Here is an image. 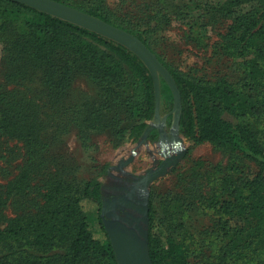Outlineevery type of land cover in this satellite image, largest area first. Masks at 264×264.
<instances>
[{
	"label": "trees",
	"instance_id": "trees-1",
	"mask_svg": "<svg viewBox=\"0 0 264 264\" xmlns=\"http://www.w3.org/2000/svg\"><path fill=\"white\" fill-rule=\"evenodd\" d=\"M56 1L133 34L157 56L180 92L186 140L211 143L259 167L242 177L233 176V167L230 173L214 167L210 176L204 173L205 183L197 161L179 191L160 196L158 215L150 202L152 264H264V0H225L219 7L232 21L214 48L239 60L237 85L164 62L155 47L168 0H121L113 8L107 0ZM178 12L191 31L207 32L203 15L186 5ZM0 47V160L10 141L24 149L18 174L0 184V264H118L102 223V236L91 228L102 184L79 179V166L60 148L71 134L86 156L96 136L114 146L138 141L155 111L149 69L123 45L12 0H0ZM80 78L96 86L94 98H74ZM160 85L161 114L170 113L172 92L162 77ZM156 137L154 130L149 139ZM6 207L14 213L9 219ZM197 213H211L212 220L195 235L188 220ZM157 228L165 231V243Z\"/></svg>",
	"mask_w": 264,
	"mask_h": 264
},
{
	"label": "rangeland",
	"instance_id": "rangeland-1",
	"mask_svg": "<svg viewBox=\"0 0 264 264\" xmlns=\"http://www.w3.org/2000/svg\"><path fill=\"white\" fill-rule=\"evenodd\" d=\"M120 1L107 0V5L113 8ZM129 1L131 3V0ZM132 1L134 2V0ZM147 1L149 0H135L134 4L139 5ZM168 1L170 3L169 8L167 7L168 11L164 9L168 14L167 22L163 25V29L157 32L161 40L155 47L164 62L171 68L190 73L204 80L215 81L225 78L232 85L239 84L242 78L239 60L224 56L214 48V43L218 41L217 34L224 33L232 21L230 17L224 16L219 10L225 0ZM184 5L187 6L189 12L203 15L204 23L208 26L207 32H196V29L191 31L187 21L178 18V11ZM96 94V86L85 78L78 79L74 85V98L76 99H92ZM93 144L89 155L86 156L75 136L71 134L60 151L79 166L77 171L79 179L97 178L101 182L102 195L106 198L116 192L126 190L146 171L157 168L163 160V154L174 157L184 152L174 167L169 168L165 175L151 182L143 191V194L148 196V205L152 202L157 215L161 211L160 196L168 192L179 191L182 184L181 177L183 175L190 176L196 168L197 161L202 163L200 170L205 183H208V179L204 173L210 176L214 167H219L224 173H230V169L233 167L234 177L252 176L259 172L258 165L248 157L226 152L208 142L195 145L185 138L178 146L168 145L163 148L149 141L139 147H136L137 141H126L121 145L114 146L105 135L94 137ZM8 149L7 153L4 151L6 158L0 160V184L3 186L18 174L19 167L23 162L24 149L21 143L10 141ZM130 158L132 161L126 165ZM104 166H107V170L102 173L101 169ZM114 187L122 189L110 190ZM209 189V185H207L205 192L208 193ZM13 215L10 207L4 209L5 219H9ZM191 217V221L188 220V225L190 232L195 235L210 225L212 220L211 213H197ZM100 223H102L100 213L94 212L91 228L95 236H102ZM155 232L165 243V231L162 228H157Z\"/></svg>",
	"mask_w": 264,
	"mask_h": 264
},
{
	"label": "water",
	"instance_id": "water-1",
	"mask_svg": "<svg viewBox=\"0 0 264 264\" xmlns=\"http://www.w3.org/2000/svg\"><path fill=\"white\" fill-rule=\"evenodd\" d=\"M17 3L26 5L30 8L60 18L94 33L102 35L110 40H113L136 54L149 69L154 86L155 111L152 121L148 122L146 128L137 141V146L146 144L149 141V135L153 130L158 133L160 145L168 139L174 138V145L178 146L184 141V137L180 134L179 120L181 112V97L178 87L169 73V71L159 61L157 56L136 36L133 34L113 26L104 20L80 11L74 7L68 6L56 0H12ZM160 77H162L170 88L173 95V107L169 114L162 115L160 110L161 100V85ZM169 115H172V123L170 133L165 130L166 120ZM162 142V143H161ZM168 146V145H166ZM183 153H179L174 157H169L163 154L161 164L153 169L146 171L145 174L138 177L136 183L142 186L145 191L151 182L167 173L168 169L174 167ZM132 158L126 163L129 164ZM122 188L114 187L110 190H119ZM140 203L143 206L141 214L144 216L143 222L148 224V196L143 195ZM125 207V204L119 198H113L108 201L105 196H102V204L100 217L102 225L106 232L118 264H152L149 254L148 230L133 226L129 216L120 217L114 213L116 208ZM132 209V207H130Z\"/></svg>",
	"mask_w": 264,
	"mask_h": 264
},
{
	"label": "flooded vegetation",
	"instance_id": "flooded-vegetation-1",
	"mask_svg": "<svg viewBox=\"0 0 264 264\" xmlns=\"http://www.w3.org/2000/svg\"><path fill=\"white\" fill-rule=\"evenodd\" d=\"M166 114H169V113H165V114H162V115H166ZM169 116L167 117L166 127H165V130H166L167 133H170L171 123H172V118L171 117H170V122L168 123ZM173 140H174V138L172 137V139H170V140L168 139L164 143H162V142L161 143L163 144V146L170 145V144L174 145L175 142H173ZM149 142L157 144V142H159L158 133H157V137L155 138V140H150L149 139ZM143 191L144 190L142 189V186L138 185L135 182L133 185H131L130 187L126 188V190H122L120 192H116L114 195H112V196H110L109 198H106V199L108 201L112 200L113 198L121 199L122 202L125 204V207L116 208L114 213L116 215L120 216V217L129 216V218H131V220L133 221L132 222L133 226L140 227L143 230H145V229L149 230L148 224L146 225L143 222L144 216L141 214V212L143 211V209H142L143 206L140 203V201L142 200V197L144 195ZM130 207H132V209ZM100 219H101V217H100ZM148 219H149V210H148ZM101 222H102V219H101Z\"/></svg>",
	"mask_w": 264,
	"mask_h": 264
}]
</instances>
